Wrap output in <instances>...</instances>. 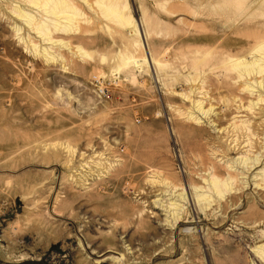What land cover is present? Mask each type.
I'll use <instances>...</instances> for the list:
<instances>
[{
	"label": "rangeland",
	"instance_id": "obj_1",
	"mask_svg": "<svg viewBox=\"0 0 264 264\" xmlns=\"http://www.w3.org/2000/svg\"><path fill=\"white\" fill-rule=\"evenodd\" d=\"M16 1L0 0V264H113L127 246L128 264H264V165L235 182L244 187L236 211L234 192L203 211L192 188L264 156V102L236 114L239 98L247 108L263 89L241 91L212 57L229 52L220 45L228 41L244 43L238 55L264 41V0H105L126 7L138 51L123 17L105 18L98 0H67L75 24L51 29L50 44L13 13ZM206 37L217 41L199 42ZM207 48L216 56L205 59ZM190 73L199 75L191 83ZM95 76L112 84L108 98ZM190 90L214 108L196 114L200 123L186 118ZM234 119L251 136L229 130ZM172 204L183 207L175 226Z\"/></svg>",
	"mask_w": 264,
	"mask_h": 264
},
{
	"label": "bare ground",
	"instance_id": "obj_2",
	"mask_svg": "<svg viewBox=\"0 0 264 264\" xmlns=\"http://www.w3.org/2000/svg\"><path fill=\"white\" fill-rule=\"evenodd\" d=\"M104 1L105 0H98L97 1V4L102 7V8L101 7L100 8L103 11L102 12L103 16L105 18H109V19L110 18H116V17H120V18L123 17L121 19L120 23L123 26H128L129 29L132 30L131 31L132 37L136 38L133 46L135 48V51H138V49H139V43L137 41L138 27H137L136 23H134L131 20V18H129L127 16H124L125 15V11H126V7H124V5H122L123 7H119V6L116 7V5L115 6H107L105 3H103ZM108 1H110L111 3L116 2V4H117L118 1H120V0H108ZM205 1L206 0H199V2H198L199 6L203 7V5L205 4ZM208 1L210 2L211 0H208ZM212 1H214V0H212ZM13 3L15 4L14 7H13V13L16 14L17 17L19 19H21V20L24 21V19H25V23H27L29 26H31V31L36 33V35H40L41 37L45 38L44 41L47 40L49 42V44L52 41V39L50 37L51 29H53V28L56 29L57 28V29H63V31L64 30H68L69 31V30H71V27L74 26L72 24H75L74 23L75 16L76 17L78 16L77 8L74 5H70L67 2V0H17L16 2H13ZM217 3H215V2L213 3V8H211L213 11H219L221 6H219ZM25 6L30 7L32 10H30V11L26 10ZM93 8H95V7H93ZM36 12L37 13H41L43 17H40V18L37 17L36 14H35ZM255 14L256 13H254V15ZM198 15H199V13L196 12L195 16H198ZM45 17L49 18V19H45ZM62 19L66 20L67 24H63L60 21ZM18 31H20V29ZM46 33H48V34H46ZM263 36H264V34H263ZM262 38H260V39H262ZM255 40H257V38ZM216 41L217 40L214 41V39L213 38L211 39L210 37H206V38H203V39L199 40V42H201L202 44H205V45L206 44H211L213 42L215 43ZM261 41H260V43L258 41L259 44H257L256 47L253 50H252V48L249 47L251 49V52L245 53V54H242V55L232 54L231 51L234 50V49H237V48H240V47L244 46V43H242V42L235 43V42H232V41H228L226 44L222 43L220 45L222 47H224V48H227L229 50V52L223 53V55H222L220 53L221 51L216 50L217 53H220L221 56H222V57L220 56L221 57L220 60H218L220 57L217 58V56L215 55L216 52L214 53L213 49L209 50V48H207V51L204 53V58L205 59L208 58L209 55H211V53L213 51V55H215L216 57H214V56H212V57L214 58V60H215V58L218 60V61L217 60L215 61L217 63L214 65L215 66L214 69H218L219 67H222L225 70V72H223V73H225L226 76H228L227 73L230 74V72H231V75H232V73H236L237 74V79L243 83V85L241 86L243 89L241 91L248 92L249 94H251L253 96L255 94V90L263 89V91H264V41L263 42H261ZM197 52H200V51H197ZM194 53H196V52H194ZM133 55L135 56V54H133ZM249 56H251L250 60H248ZM129 57H131V56H129ZM129 57H128V61L127 62L124 61L127 65H130V66L133 65L134 68H137V69H140V70L144 67L143 64H140L141 61H136L135 57H132V58H129ZM195 58L196 57H194V60H195ZM184 59L185 58H183V60ZM205 59H201V61H205ZM154 60H155L154 61L155 67L157 69H160L162 64L160 62H158V60H156V59H154ZM196 60L199 61L198 58ZM194 66H195V64H194ZM194 69H196V68L194 67ZM192 70H193V68H192ZM211 71H212V69H211ZM189 75H191V73ZM189 75H188V82H190V83L193 81V79H195V77H197V78L199 77V75H197V74H194V76L193 75L189 76ZM202 90H204V88L200 87V88H198V91H200V92L190 90L187 94H185L186 95L185 96V100H187L190 104L193 105L191 110H190V112L186 113V118L190 122H198V123H200V119L198 117H196V114H199L201 116H205V118H207V117L213 115V113H214V108L212 106L209 107V109L206 110L205 109L206 107H204V102L195 101L193 99L195 97V96H193V95H195V92H198L199 94H203ZM262 97H263V95H259V97H257V102H254V101L251 102L250 106L249 107L247 106V108L244 107L245 104L243 105V99L239 98V100L237 101V102H239V106L236 107V111H237L236 114H240L243 109H245V110L246 109H253V107L258 106L260 103L264 102V99ZM234 121H235V119H234ZM238 121H235L233 124H231L229 130L232 127H234L232 131H236V130L244 131L245 130L244 133H247L246 131L248 130L247 128H248L249 124L246 126V123L242 122L243 127L240 126L241 127L240 128L239 126L237 127ZM240 123H241V121H240ZM238 125H240V124H238ZM242 133H240V134H242ZM237 134H239V133H237ZM237 134H235V135H237ZM232 135H234V134H232ZM249 136H251V135H249ZM232 139H233V137H232ZM250 139H252V138H250ZM233 141H234V139H233ZM231 143H232V141H231ZM237 146H239V145H237ZM65 148H63V149H65ZM236 149L237 148L234 147V150H236ZM68 151L71 152L70 149ZM259 152H257V153L259 154ZM101 155L99 157H101ZM105 157H107V156H105ZM262 157H264V156L261 155L260 157L258 156L255 159H253L252 157L251 158L250 157L242 158V159L239 160L241 162L239 165L243 166V168H242L243 172L242 173H240L238 171H232V169H231L230 173H228V177L227 178H222V177H220L217 174H213L211 176V178L204 179V182L207 183V185H206L207 187H204V188L203 187L202 188L192 187L193 190L197 194L195 197L197 199L196 202L198 204H200V209L204 211V209L210 208L213 203H217L218 201L224 200L227 194H231L232 195L233 192L235 194V195L233 194L234 195V197L232 199L233 200V204L230 207L228 206V209L234 208L231 211H236L240 206H242V205H239L237 207L238 202L242 198H244L243 193H241V195L238 196V197L236 196V194H237V192L243 191L244 187L235 186V182L237 181L236 182V185H237V183L239 182V176L245 174L246 173L245 170H247V173H249V172H252L254 169L257 170L259 165H261V168H262L263 165H264L263 161H262ZM100 165H101V163H100ZM108 169H110V168H108ZM257 178H260V180H257V182H256L257 187L259 189L262 188L264 190V168L262 169L260 174H257ZM156 179H158V178H156ZM161 183L163 184L164 182L160 181L159 184H161ZM166 183L167 182L165 181L164 184L166 185ZM203 190H205V192H202ZM178 198H181L182 200H184L185 196L179 195ZM241 202L243 203L242 200H241ZM159 203H161V202H159ZM239 204H241V203H239ZM159 205H162V204H159ZM173 207H175V209L173 210L174 213L171 214L172 213V209L171 208H173ZM219 207H220V205H219ZM165 208L166 209H171L170 215L172 217V221L169 222V224H172V226H175L178 223L180 224L184 220V219H182V217L179 214V211H181L183 209V207H180L179 205H176V204H172L169 207H165ZM210 219H212V218H210ZM173 229H174V227H173ZM123 247H125V245H123ZM129 247L130 246L125 247V250L128 253L122 254V256L119 257V258H111L109 260H111L113 262V264H128L129 262L127 261V256L130 255V254H134L133 249L129 248ZM258 250L260 252L259 255L264 259V249H262V247H260ZM111 251H113V250H111ZM9 259L12 262L13 261L14 262H19L21 260H24L25 257H17V258H14V257L11 258L10 257ZM101 262H103V261H101L99 259L95 263L96 264H100Z\"/></svg>",
	"mask_w": 264,
	"mask_h": 264
},
{
	"label": "built area",
	"instance_id": "obj_3",
	"mask_svg": "<svg viewBox=\"0 0 264 264\" xmlns=\"http://www.w3.org/2000/svg\"><path fill=\"white\" fill-rule=\"evenodd\" d=\"M93 85L95 86V89L97 91V95L100 97V98H108L109 95H110V88H111V85L110 83H107L105 81V79H103L102 77L101 78H98V76H95L93 78Z\"/></svg>",
	"mask_w": 264,
	"mask_h": 264
}]
</instances>
